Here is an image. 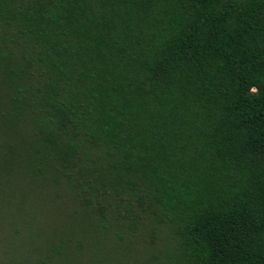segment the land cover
Instances as JSON below:
<instances>
[{"label":"trees","instance_id":"1","mask_svg":"<svg viewBox=\"0 0 264 264\" xmlns=\"http://www.w3.org/2000/svg\"><path fill=\"white\" fill-rule=\"evenodd\" d=\"M0 264H264V0H0Z\"/></svg>","mask_w":264,"mask_h":264}]
</instances>
